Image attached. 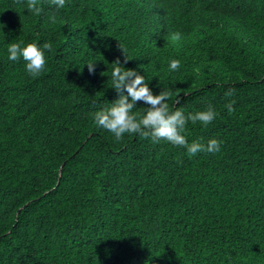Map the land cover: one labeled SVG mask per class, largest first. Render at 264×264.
Here are the masks:
<instances>
[{
    "label": "trees",
    "instance_id": "1",
    "mask_svg": "<svg viewBox=\"0 0 264 264\" xmlns=\"http://www.w3.org/2000/svg\"><path fill=\"white\" fill-rule=\"evenodd\" d=\"M39 2L0 0V264H264V0ZM13 39L51 42L37 77ZM117 59L173 108L215 107L186 134L220 151L96 126Z\"/></svg>",
    "mask_w": 264,
    "mask_h": 264
},
{
    "label": "clouds",
    "instance_id": "2",
    "mask_svg": "<svg viewBox=\"0 0 264 264\" xmlns=\"http://www.w3.org/2000/svg\"><path fill=\"white\" fill-rule=\"evenodd\" d=\"M48 2L54 10L63 9L66 5V0H48ZM25 9L37 15L42 11L39 0H25ZM55 18L53 13L50 19L54 21ZM3 27L4 25L0 23V31ZM51 50V42L39 43L35 40L25 43L13 39L5 46L7 59L13 62L22 60L25 72L33 78L45 69L46 53ZM127 59L129 58L125 55V63ZM86 64L88 70L93 71V62ZM180 64L178 58L170 59L169 71L178 70ZM110 79V86L115 89L118 96L107 106L93 113V122L96 126L112 133L115 140H121L125 134H135L154 143L163 140L174 146H182L191 156L200 152L220 151L221 140L211 137L206 142L199 140L189 142L186 134L189 123L198 122L201 127H206L213 122L218 115L215 107L208 106L187 113L182 108H173L168 103L171 95L168 90L162 89L158 94H154L147 82L149 78L135 68L124 67L119 59L112 62ZM233 91L228 88L224 95L232 96ZM137 101H142L148 106L144 107L143 111H138ZM234 104L235 100L229 101L225 105L226 111L232 112Z\"/></svg>",
    "mask_w": 264,
    "mask_h": 264
}]
</instances>
